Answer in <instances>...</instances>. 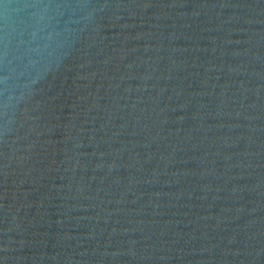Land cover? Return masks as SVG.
<instances>
[{
    "label": "water",
    "instance_id": "1",
    "mask_svg": "<svg viewBox=\"0 0 264 264\" xmlns=\"http://www.w3.org/2000/svg\"><path fill=\"white\" fill-rule=\"evenodd\" d=\"M0 264H264V0H0Z\"/></svg>",
    "mask_w": 264,
    "mask_h": 264
}]
</instances>
